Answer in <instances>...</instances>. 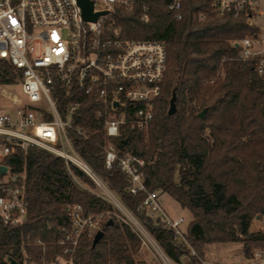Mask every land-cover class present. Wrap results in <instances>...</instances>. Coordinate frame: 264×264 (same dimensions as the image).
Instances as JSON below:
<instances>
[{
	"label": "trees",
	"instance_id": "obj_1",
	"mask_svg": "<svg viewBox=\"0 0 264 264\" xmlns=\"http://www.w3.org/2000/svg\"><path fill=\"white\" fill-rule=\"evenodd\" d=\"M153 4L147 23L135 14L122 19L124 37L158 39L166 45V66L153 116L146 132L131 128L126 142L119 136L110 138L119 156L131 152L143 159L145 191L131 194L128 178L116 162L105 166L102 145L106 137L95 117L100 104L94 96L80 92L67 95V89L57 85V109L65 117L66 106L79 102L71 124L79 126L88 138L69 130L73 150L153 233L174 262L183 257L185 264H199L197 257H204L203 244L233 240L241 241L248 255L252 247H264L263 233L249 232L250 221L264 212L262 91L251 66L238 58L237 48L231 45V40L248 33V26L244 18L230 15L209 14L198 21L195 12L209 10L205 0H183L180 20L161 2ZM20 76V69L0 59V84L17 83ZM172 93L176 112L168 115ZM185 102H195L197 108L188 109ZM203 108L206 112L200 118L198 113ZM206 129L209 138L204 135ZM238 161L241 165L236 168ZM3 163L15 171L24 170L28 213L21 225L0 223V264H7L8 256L22 264L23 250L36 262L61 253L57 241L63 231L59 227L70 228L64 211L67 204L79 203L83 217L111 209L100 196L79 189L68 171L94 186L85 172L49 151L16 148ZM153 190L168 194L190 212L192 219L184 237L197 257L184 243L173 239L170 228L154 222L139 208L146 191ZM234 226L243 238L236 236ZM100 229L103 236L94 246V235L88 237L86 231L81 234L75 264H134L132 254L140 240L131 228L110 216L101 221ZM35 239L43 245L36 244Z\"/></svg>",
	"mask_w": 264,
	"mask_h": 264
},
{
	"label": "built area",
	"instance_id": "obj_2",
	"mask_svg": "<svg viewBox=\"0 0 264 264\" xmlns=\"http://www.w3.org/2000/svg\"><path fill=\"white\" fill-rule=\"evenodd\" d=\"M90 1L92 12L99 13L95 20L83 17L78 0H0V59L21 70L17 83L24 99V103H18L13 110L0 105V165L6 166V170L0 172V223L4 226L21 225L28 213L25 172L15 171L12 165L3 163L16 148L37 147L60 156L67 164L78 166L80 163L79 167L95 180L96 175L73 150L69 137L71 130L88 138L79 126L71 124V115L79 102L69 103L63 117L57 109V85L65 87L67 95L80 92L94 96L100 104L95 117L100 120L106 137L102 145L105 166L116 162L128 178L131 194L145 191L143 159L131 152L119 156L110 138L119 136L124 142L131 128L147 131L160 92L167 51L162 40L124 37L122 19L127 14H135L141 22L147 23L152 16L153 3L158 1L180 20L183 0ZM205 1L209 10L195 12L198 21L209 14L230 15L244 18L248 26V33L231 40V45L237 48L238 58L251 66L261 83L264 128V0ZM2 85L0 96L16 103L2 94ZM97 184L100 185L98 181ZM116 205L138 223L119 200ZM139 208L154 222L170 228L173 239L184 243L190 254L197 257L184 237L183 217L172 218L162 208L156 190L146 191ZM64 211L70 228L59 227L63 231L57 241L61 253L51 260L42 257L40 260L45 264H75L82 232L92 236L99 230L98 218L83 217L79 203L67 204ZM254 220L260 224L258 231L264 235V212ZM35 243L43 245L40 239H35ZM61 257L65 259L58 262ZM197 258L199 264H218L204 257ZM251 259L254 264H264V247L254 249ZM25 260L23 257L22 264Z\"/></svg>",
	"mask_w": 264,
	"mask_h": 264
},
{
	"label": "rangeland",
	"instance_id": "obj_3",
	"mask_svg": "<svg viewBox=\"0 0 264 264\" xmlns=\"http://www.w3.org/2000/svg\"><path fill=\"white\" fill-rule=\"evenodd\" d=\"M2 89L5 90V92H3L2 94L5 93L6 95L10 96L12 99L16 100V103H13L10 98L0 96L1 106L13 110L15 109L18 103L20 102L24 103V99L22 98V94L20 92L18 83L2 85ZM185 106L186 108L189 109L192 106H195V102H190V103L185 102ZM195 107L197 108V106ZM204 135L207 138H209L208 129L204 131ZM72 165L78 168L79 170H82L79 166L75 164ZM240 165L241 162L238 161L236 163V168H239ZM68 172L71 176L73 183L79 189L94 193L100 196V198H102L111 205L110 210H103L100 212L89 213L88 215L91 216L93 215L95 218H98L100 223L105 218L114 216L119 223L127 224L131 228L132 232H134L137 235V237L140 240V243L138 244L136 251H134V253L132 254L135 262L134 264H185V260L183 259V257H180L178 262H174L171 258H169L155 240L153 233L149 232L143 225L140 224L139 221L138 223H136L134 220L130 219L127 215H125L121 211V209L116 205V200L120 201L119 196L115 193V191L108 188L106 181L102 177L94 176L95 180L90 178L94 185L91 186L88 183L76 177L71 170H69ZM97 181L100 183V185L97 184ZM156 191L159 194H161L159 199L162 208L166 212H168V214L172 218L177 217L179 215L183 217L184 221L182 227L183 229H185L187 221L189 222V220H191L190 212L186 209L183 210L180 209V207L177 206L174 199H171V197H169L164 193L162 194L160 190H156ZM129 212L137 219V217L131 211ZM259 225L260 224L256 222L253 218L250 221L249 232H257ZM99 229H100V225H99ZM234 230L237 237L239 238L244 237L238 233L237 226H234ZM87 236L90 237V235L88 234ZM257 247L256 246L252 247L248 255H246L243 252V243L239 240H233V241H226L221 243L219 242H215L211 244L205 243L201 246V250L204 253V258L216 262L218 264H254L253 260L251 259L252 251ZM24 258L26 259L25 264H45V262L42 260L40 262L31 260L30 256L26 254H24ZM64 259L65 257L64 258L61 257L58 260V262H62V260Z\"/></svg>",
	"mask_w": 264,
	"mask_h": 264
},
{
	"label": "water",
	"instance_id": "obj_4",
	"mask_svg": "<svg viewBox=\"0 0 264 264\" xmlns=\"http://www.w3.org/2000/svg\"><path fill=\"white\" fill-rule=\"evenodd\" d=\"M79 4L81 5L82 8V15L85 19H91V20H95L96 17L98 16L99 13H93L92 12V2L90 0H78ZM116 105V104H115ZM176 112V105H175V93H172L171 98L169 99V106H168V110H167V114L168 115H172ZM206 112V108H203L199 113L198 116L200 118H202L204 116ZM126 140H124L125 142ZM6 170V166L5 165H0V172H4ZM112 223V220H109V224ZM103 231L101 229L97 230L93 236L92 239V246H94L103 236ZM6 260L8 261V264H19V262L17 260H15L14 258L8 256L6 258Z\"/></svg>",
	"mask_w": 264,
	"mask_h": 264
},
{
	"label": "crops",
	"instance_id": "obj_5",
	"mask_svg": "<svg viewBox=\"0 0 264 264\" xmlns=\"http://www.w3.org/2000/svg\"><path fill=\"white\" fill-rule=\"evenodd\" d=\"M162 194H163V193H162ZM164 194H166V193H164ZM160 195H161V194L158 193V199L160 198ZM166 195H168V194H166ZM168 196H169V195H168ZM169 197H170V196H169ZM171 199H172V198H171ZM174 201H175V200H174ZM159 202H160V199H159ZM175 202H176V201H175ZM176 204H177L178 207H180V205H179L177 202H176ZM180 209L183 210L184 208H181V207H180ZM186 210H187V209H186ZM179 216H180V215H179ZM177 217H178V216H177ZM191 219H192V216H191ZM189 221H190V220H189ZM188 223H189V222L187 221L185 228L187 227Z\"/></svg>",
	"mask_w": 264,
	"mask_h": 264
},
{
	"label": "bare ground",
	"instance_id": "obj_6",
	"mask_svg": "<svg viewBox=\"0 0 264 264\" xmlns=\"http://www.w3.org/2000/svg\"><path fill=\"white\" fill-rule=\"evenodd\" d=\"M2 91H3V92H5V90H4V89H2ZM77 164H78V166H80V167H81V164H80V163H77ZM164 257H165V256H164Z\"/></svg>",
	"mask_w": 264,
	"mask_h": 264
}]
</instances>
